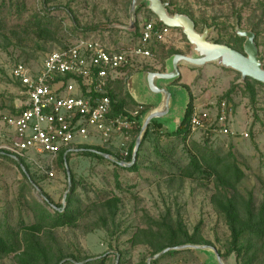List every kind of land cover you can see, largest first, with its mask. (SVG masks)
<instances>
[{"label": "rangeland", "instance_id": "1", "mask_svg": "<svg viewBox=\"0 0 264 264\" xmlns=\"http://www.w3.org/2000/svg\"><path fill=\"white\" fill-rule=\"evenodd\" d=\"M132 1L21 0V3H16L17 0H0V145L6 143L11 135L3 116L13 113L12 109L18 110L23 102L18 86L9 76L13 64L25 62L36 70L47 53L72 44L80 37L99 38L113 48L134 44L145 22L159 21L148 7L153 4L152 0L137 2L133 8L134 14H131L130 9ZM160 1L170 10V15L178 10L189 13L196 21L195 30L198 33L205 27L210 29L207 39L212 42L221 39L222 44H227L229 37L237 35L236 31L259 32L256 38L257 48L264 67V0H246V3L245 0ZM137 9L139 11L136 13ZM34 14L50 19V29L55 31L51 34L53 39L42 40L32 34L26 37L19 33L18 27H22ZM134 25L137 31H134ZM149 47L152 57L138 58L131 65L112 74L113 78L120 79V83L114 88L117 96L126 100L127 81L131 74L137 75L136 83L130 90L137 104L127 101L125 108L128 111L148 112L156 106L154 101H160L157 92L149 95L150 89L145 86L147 75L143 74V71L149 70L145 69L164 72L166 59L176 54L175 52L189 56L193 53V46L181 28L172 29L171 43L153 42ZM183 62L186 61L178 62L177 79L159 78L156 81L159 85L166 84L170 91L173 107L168 116L175 118H159L164 123L159 131L150 128L139 152L137 172L119 169L111 163L110 157L107 158L108 161H102L79 153L70 155L68 168L80 182L77 191L81 197L98 201L117 196L119 211L116 216L118 226L111 235L103 229L87 230L82 228L84 225L79 228L56 229L55 239L68 253L89 256L93 260L106 257L104 264H142L143 260L149 263V249L144 245H131V236L138 228L146 226L148 218L174 221L177 216L189 234L198 227V235L209 243L207 245L215 250H222L221 245L227 240L229 233L223 219L210 202L212 180L200 175L183 181L176 177L180 168L188 163L189 155L194 150L193 143L211 148L220 155H225L230 150L244 174L237 184V190L244 196L251 192L255 205L264 201V87H256L255 102L252 104L243 93L244 81H239L240 74L236 70L217 63L190 68L184 66L190 63ZM169 63L171 59L168 60V65ZM233 83L235 87L229 101L232 106L230 128L233 134H207L206 131L199 130L191 132L184 142L179 138L166 136L169 128L178 124L189 99L188 91L183 85L187 86L196 107L209 108L222 100L227 101L223 95ZM140 103H144L142 109H138ZM242 131L247 132L248 137H242L239 134ZM131 137L133 136L125 139L124 136L115 135L110 141L102 142L95 136L81 144L101 146L112 153L121 154V143L126 145ZM63 166L66 168L65 163ZM28 167L29 174L38 180L39 188L54 203H63V194L68 185L65 171L60 166H55L54 177L48 178L39 176L34 168ZM33 181L35 182L34 179ZM24 182L21 169L0 155V215L6 211L10 221L15 219L18 208H22L25 221L31 222V213L25 210L23 197L40 201L38 191L31 186L20 196L19 190ZM176 250L180 252L159 259L158 264H217L210 258V248ZM0 264L16 263L10 254L1 258ZM223 264H233V258H228Z\"/></svg>", "mask_w": 264, "mask_h": 264}, {"label": "trees", "instance_id": "2", "mask_svg": "<svg viewBox=\"0 0 264 264\" xmlns=\"http://www.w3.org/2000/svg\"><path fill=\"white\" fill-rule=\"evenodd\" d=\"M247 1L245 0V3ZM16 3H21V0H17ZM138 11L139 9H137L136 13ZM167 11L169 14H172L168 8ZM177 13L187 14L183 10H178ZM187 16L196 25V21L189 13ZM157 23V25L161 24L160 22ZM50 26L51 22L49 18L34 14L22 27L19 26L18 30L19 33L25 34L26 37L32 34L37 39L47 40L53 39L51 34L55 32L51 31ZM133 27L134 31H137L136 26L134 25ZM252 30L255 31V28ZM135 33L137 34V32ZM258 33L255 32L254 37L256 46H258L256 39ZM243 41L244 38L233 35L229 37L226 45L236 51L242 52ZM214 42L222 44L223 40L217 39ZM65 46H61V48ZM124 68L126 66L117 71ZM145 70L153 71L152 68ZM183 86L188 91L189 99L178 124L175 127L169 128L166 136H173L184 142L191 133L189 118L193 109V97L187 86ZM257 86L264 87V84L245 78L243 93L247 95L252 104L255 102ZM234 87L235 84L233 83L223 95L228 102L231 99L230 95L233 93ZM107 95L111 100V115L124 114L123 108L126 106L127 101H130L134 105L137 104L132 100L128 92H126L128 100L119 98L111 89L108 90ZM15 111L12 109L13 113ZM146 112V110L140 111L134 119L135 123L127 129L125 139H128L130 136L133 137H131L132 139L126 145L121 143V154L112 153L108 148L101 146L82 144L73 152H61L58 155L55 166L57 168L60 166L66 174L63 164L68 165L70 155L73 153L108 161L107 157H103L97 153L101 152L107 154L111 159V163L119 169L137 172L139 169V152L150 132V128L152 127L153 130L159 131L164 125L158 119L150 121L142 134L136 153V160L129 165L133 145L139 134L141 119ZM210 133L212 134L213 132L208 130L207 134ZM193 146L194 150L189 155L188 163L180 168L176 177H178L179 181H183L184 179H195L200 175L212 180L213 192L210 196V202L215 212L223 219L229 233L227 240L221 245L222 250H217L220 258L225 262L231 257L233 258V264H264V201L255 205L251 192H248L244 196L237 190V184L244 177V174L236 164L234 155L230 150L225 155H220L215 150L206 146H199L195 143H193ZM1 156L14 162L23 172L25 182L20 187V196H23L25 189L31 186L38 191L40 201L35 198L29 199L23 197L25 210L31 213V222L29 223L23 217L22 208H18L13 221L8 220L6 211L2 212L0 215V259L12 254L16 264H104L106 257L93 260L89 256H76L72 252L68 253L59 246L55 239L54 231L60 228H79L80 225H84L82 228L87 230L103 229L111 235L118 226L116 224V216L119 211V198L111 196L98 201L90 200L88 197L82 198L77 191L80 182L75 179L73 172L69 169L70 186L64 202L54 203L50 196L39 188L38 180L32 174H29V167L23 160L20 159L19 162H16L6 153L1 154ZM114 175L117 179V174L115 173ZM262 184L264 186L263 180ZM197 230L198 227L189 234L182 225L179 216L174 221L148 218L146 226L138 228L131 236L130 242L133 246L144 245L149 249L150 262L146 263L143 260L142 264H158L159 259L179 253L180 251L174 249L175 247L190 244H209L198 235ZM165 248L169 249L156 258H152ZM210 256L216 262L214 254L210 253ZM117 264H121V262Z\"/></svg>", "mask_w": 264, "mask_h": 264}, {"label": "built area", "instance_id": "3", "mask_svg": "<svg viewBox=\"0 0 264 264\" xmlns=\"http://www.w3.org/2000/svg\"><path fill=\"white\" fill-rule=\"evenodd\" d=\"M172 29L149 20L131 45L115 49L99 38L80 37L47 53L36 70L25 62H15L9 76L23 102L15 113L3 116L11 135L0 145V155L6 153L16 162L21 159L38 175L52 178L61 152H73L82 141L95 136L102 142L115 135L126 138L140 110L123 109L124 114L111 115L107 94L112 74L138 58L152 57L151 43H171ZM213 106L198 108L193 104L191 132L233 134L231 104L222 100ZM142 107L138 104V109ZM239 134L248 137L247 132Z\"/></svg>", "mask_w": 264, "mask_h": 264}, {"label": "water", "instance_id": "4", "mask_svg": "<svg viewBox=\"0 0 264 264\" xmlns=\"http://www.w3.org/2000/svg\"><path fill=\"white\" fill-rule=\"evenodd\" d=\"M140 0H133L131 3V14L133 13L134 5H136L137 2ZM152 5H149V9L157 16L158 21L162 23L163 25H166L171 28H181L183 34L185 35L186 39L192 44L193 46V55L194 61L192 64L187 65V67L194 68V67H200L202 65H205L207 63H217L220 65H223L228 68H232L239 72L240 79L239 81H244L245 78H251L255 81H258L262 84H264V80L258 78L256 75H262L264 76V67L262 65V56L258 53V48L256 46V43L254 41L255 33L250 30L246 31H236L237 35L240 37H244V41L242 44V52L236 51L229 47L226 44L221 43H215L212 41H209L207 39L208 33L210 29L204 28L201 33H198L195 30V24L193 20L184 14H178L175 13L173 15H170L166 9V5L162 3L160 0H152ZM134 20L132 21V23ZM131 23V26L133 25ZM196 54H195V53ZM174 57H180V58H190L189 56L183 55V54H173L166 60L165 65V71L164 72H152V71H143L144 75H147V81L146 85L149 89V95L154 94L157 92L160 96V101L156 103V106L153 109H158L159 112H156L155 114H151L147 116V113L153 109H150L148 112H146L143 115V118L141 119V125L139 134L134 142L133 149H132V157L131 161L129 163L132 164L136 160V153L139 148L140 140L142 137V134L144 133L146 127L150 123L152 119H159L164 118L168 116L170 113V108L173 107V101L171 98V93L168 90L166 84H158V82L154 81L155 76H162L166 77L167 80H175L179 77L178 72V64L176 62H173L172 65H168V60L174 58ZM229 62V63H228ZM170 66V69L168 70ZM186 66V65H185ZM137 75L134 76L133 80H136ZM136 83V82H134ZM132 82V85L134 84ZM144 104V103H140ZM184 112V111H183ZM173 117V116H172ZM170 116L166 117V119L172 118ZM174 118V117H173ZM98 154L102 155L103 157H109L105 153L97 152ZM66 165V175L68 179V186L67 190L63 194V200L66 197L67 191L69 189V168L68 165ZM27 178H29L28 175H26ZM177 248H195V249H209L212 251V253L215 256L217 264H223L222 259L220 258L217 250H215L213 247L206 245V244H190V245H181ZM169 248H165L158 254L154 255L152 258H156L158 255L166 252Z\"/></svg>", "mask_w": 264, "mask_h": 264}, {"label": "crops", "instance_id": "5", "mask_svg": "<svg viewBox=\"0 0 264 264\" xmlns=\"http://www.w3.org/2000/svg\"><path fill=\"white\" fill-rule=\"evenodd\" d=\"M195 53V52H194ZM180 54V53H179ZM186 56H189V55H186ZM168 59V58H167ZM166 59V60H167ZM165 65H166V61H165ZM185 66V65H184ZM185 67H187V66H185ZM134 76H135V74H131L130 75V77H129V79H128V83L126 84V87H127V91L126 92H128L129 93V95L131 96V98H132V100L134 101V99H133V94L130 92V90L132 89V82L134 83L135 82V80H133L134 79ZM120 80V79H119ZM120 83V81H118V78L117 77H112V80L110 81V89L111 90H113L115 93H116V91L114 90V88H115V85H117V84H119ZM141 85H142V82H141ZM151 98V96H148V98ZM194 101L195 100H193V104L195 105V103H194ZM136 102V101H135ZM123 109H125V110H127L125 107L123 108ZM173 118V117H172ZM175 118V117H174Z\"/></svg>", "mask_w": 264, "mask_h": 264}, {"label": "bare ground", "instance_id": "6", "mask_svg": "<svg viewBox=\"0 0 264 264\" xmlns=\"http://www.w3.org/2000/svg\"><path fill=\"white\" fill-rule=\"evenodd\" d=\"M196 54V53H195ZM195 55H193L192 57L191 56H189L190 58H180V57H174V58H172L171 59V63H169V65H172V63L173 62H176L177 64H178V62H180L181 60H185L187 63H190V64H192L193 63V61H194V57ZM186 62H183V64L185 63L186 64ZM229 63V62H228ZM258 78H260V79H262V80H264V76H262V75H256ZM159 78H166V77H160V76H155L154 77V81H157ZM156 112H159V108L158 109H153L152 111H150L149 113H147V116L148 115H153V114H155Z\"/></svg>", "mask_w": 264, "mask_h": 264}]
</instances>
